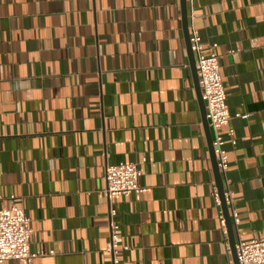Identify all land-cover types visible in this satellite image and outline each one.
Returning <instances> with one entry per match:
<instances>
[{
	"label": "crops",
	"instance_id": "0c3cea01",
	"mask_svg": "<svg viewBox=\"0 0 264 264\" xmlns=\"http://www.w3.org/2000/svg\"><path fill=\"white\" fill-rule=\"evenodd\" d=\"M186 11L203 52L217 45L235 241L264 238V0ZM119 163L144 193L106 195ZM213 186L180 0H0V202L40 254L2 264H114L110 220L117 264H231Z\"/></svg>",
	"mask_w": 264,
	"mask_h": 264
},
{
	"label": "built area",
	"instance_id": "2783aa9c",
	"mask_svg": "<svg viewBox=\"0 0 264 264\" xmlns=\"http://www.w3.org/2000/svg\"><path fill=\"white\" fill-rule=\"evenodd\" d=\"M188 31L190 49L195 57L200 96L204 102L205 119L211 133V145L224 188L223 201L229 210L232 224L237 226L239 220L233 207V192L229 188V180L227 179L229 161L226 149L227 142L234 147L236 141L233 138V129L228 127L231 116L228 111L223 80L220 74L219 56L213 51L217 45L212 44L211 51L205 54L201 38L192 24L188 26ZM228 53H232V51ZM235 117L245 118L246 116L237 114ZM226 127V133H222V129ZM140 176L141 171L133 163H119L108 166L105 170L104 192L109 198L144 193L145 188L139 185ZM212 197L213 203L219 209L221 215L219 224L227 251L230 253L225 219L221 210V200L215 186H213ZM10 199L13 200L14 196H11ZM109 213L110 217L113 216L114 210H110ZM117 230L118 225L110 220L106 252L111 256L114 264L118 262L117 254L119 252ZM31 236L32 230L24 210L14 203L5 206L0 202V264L7 260L31 263L38 257L40 254L34 253L30 249ZM127 249V247L123 248L124 251H127ZM235 250L237 264H264V238L252 239L246 242L238 240L235 244Z\"/></svg>",
	"mask_w": 264,
	"mask_h": 264
},
{
	"label": "water",
	"instance_id": "95a60500",
	"mask_svg": "<svg viewBox=\"0 0 264 264\" xmlns=\"http://www.w3.org/2000/svg\"><path fill=\"white\" fill-rule=\"evenodd\" d=\"M180 9H181V20H182L183 34H184V39H185V43H186L190 68H191L192 76H193V80H194V85H195V89H196V93H197V98H198L200 108H201L202 120H203L204 128L206 131V136H207V141H208V146H209V152H210V157H211V162H212V168H213V173H214L215 185H216L218 195H219L220 200H221V210L223 212V218L225 219L226 232H227L229 246H230V250H231V254H232V258H233V263L237 264L236 250H235L236 241H235L234 234H233L232 220L230 217L229 210L223 201L224 188H223L221 176H220L218 169H217V164H216L215 156L213 153V148L211 145L212 137H211L210 131L208 129L207 121L205 119L204 102L201 100L200 87L198 84V78H197L196 69H195V57H194V54L192 53V51L190 49L189 31H188V22H187V11H186V0H180Z\"/></svg>",
	"mask_w": 264,
	"mask_h": 264
}]
</instances>
